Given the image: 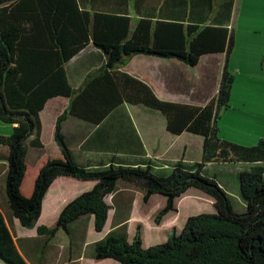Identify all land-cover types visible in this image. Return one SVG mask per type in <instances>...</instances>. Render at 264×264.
I'll return each mask as SVG.
<instances>
[{"label":"trees","instance_id":"trees-1","mask_svg":"<svg viewBox=\"0 0 264 264\" xmlns=\"http://www.w3.org/2000/svg\"><path fill=\"white\" fill-rule=\"evenodd\" d=\"M225 1L230 12L234 0ZM79 3L82 1L0 0V121L13 124L9 135H0V146L5 147L0 159L6 162L5 195L11 215L21 226L35 228L48 244L59 230L70 236L71 224L82 216H92L93 229L100 232L110 208L120 214L125 210L116 216L113 228L91 243L90 258L96 261L109 258L117 264H264V139L246 146L219 137L218 119L220 112L229 107L234 80L227 63L234 42L232 30L204 21L138 18L132 23L126 9L109 14L98 11L93 2L89 10L78 8ZM164 26L176 28L175 43L159 40ZM90 40L104 54V62L88 71L74 87L66 63ZM218 52L225 53L219 86L203 105L160 99L147 84L121 70L138 53L173 57L194 66L201 55ZM261 66L264 68V54ZM55 96L69 99L55 122L57 148L42 153L29 167L28 150L44 147L39 112ZM123 103L157 109L172 134L187 131L200 135V160H177L162 168H155L149 160L134 164L112 160L97 167L80 163L61 133L65 116L97 123ZM230 163L238 165L240 207H233L229 192L208 171L213 165ZM59 176L94 183L65 203L52 226L36 224L44 196ZM119 183L141 191L143 213L150 209L153 195L163 197L154 216L156 225L168 212L177 211V200L189 188L210 195L214 212L188 215L180 231L171 228L163 242L144 247L140 224L128 240L125 221L133 195L118 207ZM107 196L117 206L108 204ZM0 260L5 264H28L1 213Z\"/></svg>","mask_w":264,"mask_h":264},{"label":"crops","instance_id":"crops-1","mask_svg":"<svg viewBox=\"0 0 264 264\" xmlns=\"http://www.w3.org/2000/svg\"><path fill=\"white\" fill-rule=\"evenodd\" d=\"M81 1L82 5L79 3L78 8L88 9L90 2H93L92 5L98 11L109 14H118V11L126 9L133 18L132 23L138 18L168 22L204 21L232 30L234 42L227 63L234 80L229 107L220 112L219 136L246 146L255 145L264 139V92L259 94L261 87L255 84L256 80H264V68L261 66L264 54L263 0H234L230 12L224 4L225 0ZM164 27L165 30L158 35L159 40L164 44L166 41L175 43L178 37L176 28ZM236 48H240L238 53H235ZM224 59L223 52L206 53L200 56L196 65L190 66L173 57L138 53L131 56L121 70L147 84L160 99L203 105L217 92ZM103 62L104 54L90 40L66 63L72 86L77 87L88 71ZM68 103V97L55 96L49 98L40 110V140L44 146L42 153L49 149L54 152L57 148L54 140L55 122ZM128 107H132L131 110ZM12 129L13 124L0 122V135H9ZM61 133L77 160L89 167L107 165L112 160L126 164L149 160L155 168H162L177 160L199 161L202 153L200 135L187 131L172 134L166 129L164 115L144 104L123 103L97 123L66 115L61 122ZM0 151L5 152V147L0 146ZM5 170L6 162L0 159V213L10 229L8 221L13 224L14 218L6 201ZM68 182L80 183L74 178L57 177L46 192L42 206L46 204L49 211L59 213L65 203L91 188L94 183L91 182L84 189L73 187L63 190L64 184ZM125 190L128 188L117 190L118 207L124 206V199L130 195ZM106 202L117 206L112 201ZM16 236L22 239L27 237Z\"/></svg>","mask_w":264,"mask_h":264},{"label":"rangeland","instance_id":"rangeland-1","mask_svg":"<svg viewBox=\"0 0 264 264\" xmlns=\"http://www.w3.org/2000/svg\"><path fill=\"white\" fill-rule=\"evenodd\" d=\"M239 50L240 48H236L235 53H238ZM79 70L80 68L77 69L78 72ZM255 84L261 87L259 94L264 92V80H256ZM128 108L131 110L130 108L132 107ZM43 119L44 123H46L44 114ZM218 121H221L220 117ZM47 152H50V149ZM41 154L42 151L40 149L30 148L28 150L26 161L28 162L29 167L34 165L38 156ZM198 154L199 149L197 145L196 155ZM237 166L238 165H236V163L225 165L217 164L213 165L210 170H208L210 171L209 173L215 174L218 182L227 192H229L233 207H235V205L236 207H240L241 204L237 194L239 186ZM74 180H77L80 183L72 184L68 182L64 184L63 190H71L73 187H77V189H84L85 187H88L91 182H94L92 180H80L75 178ZM119 188H128V190H125L124 192L133 195L128 219L125 221V229L128 235V240H132L135 234L136 225L140 224L142 244L144 247L163 242L171 232V228H174L176 231H180L188 215L201 212H214L212 205L213 198L210 195L199 189L189 188L186 193L177 200V211L168 212L162 219L161 223L156 225L154 222V216L162 205L161 203L163 201V197L157 194L153 195L151 197L150 209L147 213H143L140 209L141 191L133 185L123 183H119ZM106 200L108 202L111 201L109 196L106 197ZM122 212L120 214L116 212L115 209L113 210L111 208L109 210L108 219L100 232H96L93 229L91 216H82L71 224L70 236L66 235L62 230H59L56 237L48 244H43L42 237L36 234L35 228H26L21 226L16 218L13 217V224L9 221L8 223L17 247L28 264H117L115 260L109 258L98 261L91 259V243L103 237L105 233L113 228L112 226L117 219L116 216L123 215ZM41 215L43 216L42 220H40ZM57 215L58 213L55 214L49 211L47 205L45 204L42 206L41 214L36 224L42 223L47 226H52ZM15 234L27 237H25L26 239H22L21 237H17ZM0 264L5 263L0 260Z\"/></svg>","mask_w":264,"mask_h":264}]
</instances>
